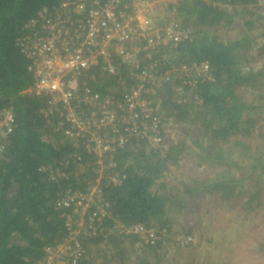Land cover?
<instances>
[{
  "label": "trees",
  "instance_id": "trees-1",
  "mask_svg": "<svg viewBox=\"0 0 264 264\" xmlns=\"http://www.w3.org/2000/svg\"><path fill=\"white\" fill-rule=\"evenodd\" d=\"M62 1L0 0V111L11 109L15 116L13 132L0 138V264L41 261L45 247L66 236L64 217L69 211L57 206L58 199L67 190H84L97 179L86 141L66 134V125H56L58 116L48 119L42 114L48 102L45 95L27 91L34 78L27 69L29 60L18 46L24 24L38 10ZM170 9L171 16L190 28L191 34L177 47L162 50L165 58L156 56L159 73L175 64L207 61L213 79L194 87L201 103L188 87L180 102L174 100L172 83L150 94L154 106L160 101L158 113L167 117L162 123L171 120V127L178 128V139L166 144V135L158 148L149 147L145 139H135L114 154L118 170L126 178L119 186L103 184L108 217L103 231L84 242L86 248L101 244L109 250V259L99 264H132V251L122 243L140 239L117 232L115 226L140 223L170 229L173 214L197 217L205 197L220 204L240 203L248 215L264 206V145H258L256 152L248 146L253 130L257 131L255 114L264 108V0H180L171 3ZM235 18L241 21L236 34L222 38L220 27L234 26ZM120 63L117 74L98 76L89 84L104 96L130 86V67ZM247 91L256 101L246 100ZM195 155L203 164L218 166L220 173L207 166L206 176L214 178L180 182L187 176L196 181ZM243 168L245 176L238 173ZM57 171L66 175L52 178ZM146 245L150 249L162 243ZM87 251L77 264H93ZM149 254L143 252L136 264H180L153 261Z\"/></svg>",
  "mask_w": 264,
  "mask_h": 264
},
{
  "label": "built area",
  "instance_id": "built-area-1",
  "mask_svg": "<svg viewBox=\"0 0 264 264\" xmlns=\"http://www.w3.org/2000/svg\"><path fill=\"white\" fill-rule=\"evenodd\" d=\"M141 7L139 0H65L38 10L18 38L34 78L27 91L45 95L48 102L42 114L48 119L58 116L56 125H66V134L73 140L86 141L94 158L91 168L97 175L84 190L69 189L58 199L57 206L69 211L64 217L66 236L47 246L46 264H77L85 255V238L103 231L109 207L103 184L119 186L126 178L114 160L116 151L135 139H145L149 147L158 148L170 133L172 121L162 123L167 117L158 113L160 101L154 106L150 94L172 83L173 99L180 102L185 87L194 93L198 82L213 79L207 61L175 64L159 73L156 56L165 58L160 52L177 47L190 36L191 29L175 17L159 24ZM120 62L130 67L131 85L113 95H101L89 82H96L98 76L117 74ZM119 82L124 86V81ZM193 98L202 102L196 93ZM14 127L13 111L1 110L0 138L5 139ZM60 174L66 175L57 171L51 176ZM80 215L85 216L84 226ZM114 229L147 243L158 240L144 224Z\"/></svg>",
  "mask_w": 264,
  "mask_h": 264
},
{
  "label": "rangeland",
  "instance_id": "rangeland-1",
  "mask_svg": "<svg viewBox=\"0 0 264 264\" xmlns=\"http://www.w3.org/2000/svg\"><path fill=\"white\" fill-rule=\"evenodd\" d=\"M140 1V0H139ZM144 9V13L154 17L159 24H162L172 15L169 0H144L140 1ZM175 17V16H174ZM234 26L220 27V35L227 39L233 37L239 29L240 19L233 20ZM245 98L248 102H253L255 96L250 92H245ZM263 100V99H261ZM258 126L262 135L253 130L250 138L251 143L248 145L251 151L256 152L258 145H264V108L255 114ZM170 127V133L167 136L166 144L178 139V128ZM176 129V131L174 130ZM181 137V135H179ZM253 140V141H252ZM195 155L193 160L197 162L196 171L193 172V178L187 176L180 178V182L199 183L208 181L214 177L206 176V168L209 166L206 162L199 161ZM202 164V165H198ZM190 165L195 167V163L190 161ZM204 165V167H203ZM212 171L217 170L220 173L218 166L212 167ZM220 170V171H219ZM245 170L238 171L239 175L245 176ZM257 173H255L254 178ZM183 179V181H181ZM254 180V179H253ZM254 182V181H253ZM261 211L255 215H248L243 206L229 205L227 203L220 204L213 197H205L201 202L200 213L195 217L190 214H173L169 223L171 228L166 229L161 226L149 225L148 229L156 233L158 240L162 245L159 247H151L148 249L145 246L147 242L143 238H139L135 242L125 241L122 246L127 251H132L129 261L136 264L143 252H150L148 258L159 262H177L180 264H264V206ZM260 210V209H258ZM83 219L85 216L80 215ZM121 227V226H118ZM192 232H190V229ZM255 228V229H254ZM254 231H251L253 230ZM117 231V230H116ZM251 231V232H250ZM119 232V231H117ZM90 236V235H88ZM187 238H191L189 241ZM87 240V239H86ZM145 242V243H144ZM155 242V243H156ZM133 243V244H132ZM153 243V244H155ZM151 244V243H148ZM52 246V245H49ZM101 244L90 245L83 244L86 256L87 249L93 256V264H99L106 259H109V250L102 248ZM45 247L44 251L46 250ZM45 256V255H44ZM44 256L41 261L36 264H46ZM83 256V257H84ZM92 262V261H91ZM99 262V263H98Z\"/></svg>",
  "mask_w": 264,
  "mask_h": 264
}]
</instances>
